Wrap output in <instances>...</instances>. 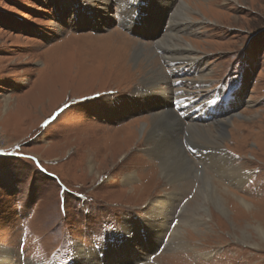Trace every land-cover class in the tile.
Segmentation results:
<instances>
[{
	"label": "rangeland",
	"instance_id": "374dc122",
	"mask_svg": "<svg viewBox=\"0 0 264 264\" xmlns=\"http://www.w3.org/2000/svg\"><path fill=\"white\" fill-rule=\"evenodd\" d=\"M116 1L107 21L95 0H0V253L9 251L11 264H264L256 234L264 229V0H121L125 14ZM171 22L187 25L174 40L192 53L169 51L202 62L152 57V49L165 55L151 47ZM129 38L147 44L144 68L130 60ZM158 69L197 104L225 83L239 87L208 123L180 118L169 99L182 130L162 134L177 139L195 179L176 184L180 199L152 212L173 192L144 155L157 90L142 99L149 108L128 105ZM216 121L227 126L220 145L189 139L188 124L214 129ZM202 172L218 185L224 209L199 196ZM132 175L138 182L126 186Z\"/></svg>",
	"mask_w": 264,
	"mask_h": 264
},
{
	"label": "bare ground",
	"instance_id": "6f19581e",
	"mask_svg": "<svg viewBox=\"0 0 264 264\" xmlns=\"http://www.w3.org/2000/svg\"><path fill=\"white\" fill-rule=\"evenodd\" d=\"M95 1L100 2L101 13H102L104 18H107V21H108V19L111 18V16H112L111 14L108 15L109 11L111 10L110 8L112 7V6H110L109 0H95ZM120 3H121V0L116 1V4L119 7L118 10L120 11V13L125 14L127 8L122 6ZM181 8H185V5L182 4ZM176 14H177V17H179V18H182V17L185 18L186 17L184 15L185 14L184 12L178 11V13H176ZM122 21H123L122 23H124V24L126 23L124 20H122ZM175 24H177V22ZM177 25H180V24H177ZM175 26L171 22V24L169 26H167V28L165 29V31H164L165 33L162 34L160 36V38L156 39L154 41L153 46L151 47V48H155L157 50H164L165 55H163L159 58L156 55V53L154 52V50L152 49V51H151L152 57L155 56V58H157V60L161 59L163 61H166L167 63H170L171 65H174L176 63H183V66H190V65H193L197 62H202L203 59H199L195 55H193V57H190V58H188V57L187 58H181V57H176V55H177L176 52L169 51V49H176V50L177 49H187V50H189V52L192 53V51H191L192 47L188 44V42H185V40H181V39H179V40L177 39L178 41L174 40L178 36V35H176L177 32L179 30H183V29L187 28V25L184 26L185 28L182 27L181 29L178 28L179 26H176V27ZM132 28H133L132 26H128L129 30H132ZM170 32L171 33L175 32V33L171 34ZM173 41H177L178 44H176ZM128 43L134 44L136 46V47H134L133 52L131 54H129V58L131 57L130 60L135 61L136 64L137 63L140 64V66H141L140 68H142V67L144 68V64H145L144 62H146L149 58V56H147L145 54V52L147 50L143 49L144 45L146 46L147 44H144V43L138 42V41H134V39H130V38H129ZM178 46H183V47L181 48ZM177 69H179V68H177ZM177 69H175V71H176L175 73L178 74V72H180V70H177ZM148 74L149 75L151 74L150 76H153V77H149L147 79L144 78L140 82L143 89L142 90H136V97H139L140 100L133 99V101L128 106H130V108H133L137 104L138 106L142 107L140 104H144V105H146L145 108H149V106H147V104L149 102H146L142 99L144 96H147L149 92L151 93L154 90H157V92H155L156 95H155V97L153 96V99H155L157 101L159 100L160 103L163 102V104H164L162 106L163 108H161V105H159L160 103H158V105H156L155 108H158V109L155 110L150 117L151 122L149 124V128L147 127L142 131L143 132L142 135L145 137V138H143L144 155L147 158H149L150 160L156 161L158 163L157 167L161 171L160 172L161 178L166 183L171 184L172 189H173L171 196H169L166 199H163L162 201H159V202H158V200H155L156 204L154 207H152V209H153L152 212H156L157 209L162 208L164 205H168L170 202H172L174 200L178 201L180 199V196L182 194H181V192H179L178 188L175 187L176 184L181 187L183 183H187L190 180L193 181L195 178L193 176V173H194L193 172V168H194L193 161H191L188 157H184L183 154H181L180 152H177L175 149L177 139H172V138H169V136H167V134H162V129L172 132V134L175 136L182 130V124L180 122V119L177 117V115L174 114L171 107L168 105L169 99H176L174 97V94L177 92H174L170 88V86H168L167 79H166L165 75H163V73L161 72L160 69H158V71L156 70L155 72L152 71ZM203 77L204 76L202 75V77L199 78L200 81L202 80ZM160 83L162 84V87L159 86ZM176 83H177V81H175L173 85H175ZM195 83L198 86L202 85L201 82H195ZM151 94H154V93H151ZM151 101L155 102L154 100H151ZM6 103L7 102H5V104ZM113 104L114 103L109 104V105H113ZM167 106H169L170 109H167ZM121 108H123V107H121ZM150 108H152V107L150 106ZM123 109H125V108H123ZM106 110L108 111V113L113 114V113L109 112L108 108ZM215 110H218V113L212 117V120L221 116V113H224V110L221 108V106H218ZM124 112H126V110ZM124 112L114 113V114H122ZM192 122H194V121H192ZM160 124H162V127L160 126ZM226 128H227L226 123L222 122V121H216L214 129H209V128L205 129L203 127V125L194 124V123L188 124V126L185 127V129L189 132V136H190L189 139L190 140H196V141L202 140L203 142H206V143L211 142L210 144H215L217 146L220 145L219 141H224L225 138L227 137ZM211 146H213V145H211ZM219 152H220V156H221L222 160L225 162V165L228 168V170H230V172H232L233 174L236 173V176L240 180L244 179L242 177L243 172L241 171L239 166L235 165V161H234L233 157L228 155L227 152H225V151L219 150ZM166 165L170 166V168L168 169L167 167H165ZM90 166H91V170H93L94 168L92 167V165H90ZM202 173L203 174H202L201 180H200L201 184H200L199 190H198L199 196L203 195V197L205 199H207V201L208 200L213 201L217 205L222 206V202H221L222 200L217 194L218 193L217 192L218 185H215L213 178L208 173H206V172H202ZM91 174H92V172H91ZM132 176L124 177L123 183L126 186H133L135 184V182H138V180H136L134 178V176L133 177ZM226 193H231L230 195L233 196V198L236 200V202L239 203L242 207H244L246 209L251 208V205L248 203V201H246L242 197L237 196L236 193H233L231 191L228 192L227 190H226ZM173 194H174V197H173ZM165 200H167V201H165ZM161 202H163L162 205H159V204H161ZM172 203L169 204L168 206L172 205ZM222 209H224L223 206H222ZM146 214H149V213L147 212ZM256 234H257L258 238H260L262 240V242L264 243V229L259 226L258 228H256ZM10 259H11V254L9 253V251L5 250V251H2L0 253V264H11Z\"/></svg>",
	"mask_w": 264,
	"mask_h": 264
},
{
	"label": "snow or ice",
	"instance_id": "6c2138e0",
	"mask_svg": "<svg viewBox=\"0 0 264 264\" xmlns=\"http://www.w3.org/2000/svg\"><path fill=\"white\" fill-rule=\"evenodd\" d=\"M48 121L42 126V127H47V125H48ZM189 151H194L191 147H189Z\"/></svg>",
	"mask_w": 264,
	"mask_h": 264
}]
</instances>
